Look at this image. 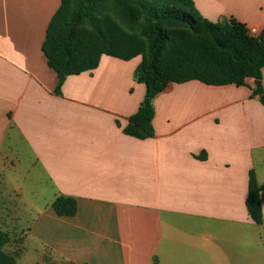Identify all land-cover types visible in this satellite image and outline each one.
Segmentation results:
<instances>
[{
	"label": "crops",
	"instance_id": "crops-1",
	"mask_svg": "<svg viewBox=\"0 0 264 264\" xmlns=\"http://www.w3.org/2000/svg\"><path fill=\"white\" fill-rule=\"evenodd\" d=\"M193 1L212 22L264 31V0ZM61 2L0 0V229L24 230L68 264H264V105L255 80L172 83L153 101L154 137L129 136L146 93L135 79L142 58L103 56L56 94L43 45ZM251 171L261 225L246 206ZM59 196L76 199L75 216L55 213ZM18 262L45 263L29 252Z\"/></svg>",
	"mask_w": 264,
	"mask_h": 264
},
{
	"label": "trees",
	"instance_id": "trees-1",
	"mask_svg": "<svg viewBox=\"0 0 264 264\" xmlns=\"http://www.w3.org/2000/svg\"><path fill=\"white\" fill-rule=\"evenodd\" d=\"M43 52L58 75L59 95L67 77L97 69L103 56L124 61L141 57L135 79L145 85L146 93L124 129L141 140L154 137L153 101L172 83L240 87L253 78L264 105V31L251 35L233 18L212 22L193 0H62ZM261 191L251 171L246 206L258 225L263 224ZM53 209L60 217H72L77 201L59 196ZM9 241L0 229V264H19L4 250Z\"/></svg>",
	"mask_w": 264,
	"mask_h": 264
},
{
	"label": "rangeland",
	"instance_id": "rangeland-1",
	"mask_svg": "<svg viewBox=\"0 0 264 264\" xmlns=\"http://www.w3.org/2000/svg\"><path fill=\"white\" fill-rule=\"evenodd\" d=\"M9 227H12L13 230H11V228L10 230L1 229L3 232H6L10 237V241L5 246L4 250L7 254L13 256L17 262L19 253L24 254L25 252H29L32 256H37L38 259L40 258L41 260L43 259L45 261L44 264H68L55 258V260H53V258H51L48 253H44L42 249H39L37 246H33V244L31 245L24 230L18 227L16 228L12 224Z\"/></svg>",
	"mask_w": 264,
	"mask_h": 264
},
{
	"label": "built area",
	"instance_id": "built-area-1",
	"mask_svg": "<svg viewBox=\"0 0 264 264\" xmlns=\"http://www.w3.org/2000/svg\"><path fill=\"white\" fill-rule=\"evenodd\" d=\"M249 31H250L251 35L255 36L257 34V29L256 28H251V29H249Z\"/></svg>",
	"mask_w": 264,
	"mask_h": 264
}]
</instances>
